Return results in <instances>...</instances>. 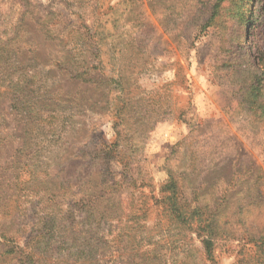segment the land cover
I'll return each mask as SVG.
<instances>
[{
  "label": "rangeland",
  "instance_id": "1",
  "mask_svg": "<svg viewBox=\"0 0 264 264\" xmlns=\"http://www.w3.org/2000/svg\"><path fill=\"white\" fill-rule=\"evenodd\" d=\"M0 264H264V0H0Z\"/></svg>",
  "mask_w": 264,
  "mask_h": 264
},
{
  "label": "trees",
  "instance_id": "2",
  "mask_svg": "<svg viewBox=\"0 0 264 264\" xmlns=\"http://www.w3.org/2000/svg\"><path fill=\"white\" fill-rule=\"evenodd\" d=\"M14 107L20 111L21 113L24 112V114L26 115L27 111H28V104H26V102L22 101V100H18L16 102V104H14Z\"/></svg>",
  "mask_w": 264,
  "mask_h": 264
}]
</instances>
